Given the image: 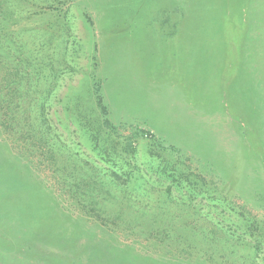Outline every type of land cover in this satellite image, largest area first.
<instances>
[{
	"label": "rangeland",
	"instance_id": "rangeland-1",
	"mask_svg": "<svg viewBox=\"0 0 264 264\" xmlns=\"http://www.w3.org/2000/svg\"><path fill=\"white\" fill-rule=\"evenodd\" d=\"M0 1L53 149L0 128V264H264V0Z\"/></svg>",
	"mask_w": 264,
	"mask_h": 264
},
{
	"label": "trees",
	"instance_id": "trees-1",
	"mask_svg": "<svg viewBox=\"0 0 264 264\" xmlns=\"http://www.w3.org/2000/svg\"><path fill=\"white\" fill-rule=\"evenodd\" d=\"M7 14H4V3L0 1V32H1V24L5 22ZM2 35L0 33V39ZM8 78H4L3 83L0 84V128L3 131V133L7 137H17V139L22 143L21 147L24 149V151L31 153L33 150H37L40 155L45 157V153H42L45 146L47 145L45 150H49V154L51 153L52 148H50V143H48V135H50V127L47 124L46 120V113L44 109V104L41 103L38 112L36 113L35 117H32V113L30 110H28L27 107V93H20L19 87L20 85L17 84V80L15 75L11 72V69H7L6 73ZM98 90V89H96ZM96 95V105L101 113V119L103 125L106 127H111V123L106 118L107 117V108L103 104V100L101 95L98 93V91L95 92ZM43 102V101H42ZM31 119H38V124L30 125ZM113 128V127H111ZM52 131V130H51ZM97 132L96 136H99ZM37 135H41V138L37 139ZM95 143L97 144V137L94 136ZM54 146V145H52ZM129 150L131 154L134 152V148L132 145H128ZM106 149L104 152H107ZM109 154V153H108ZM108 158L110 159V156ZM113 161V160H112ZM116 178L119 176L117 174H114ZM199 178L205 180L204 176L198 175ZM68 180L76 177H73L72 175L66 176ZM70 191L72 193L76 194L78 192L79 185L73 184L70 185ZM90 191L87 189H83L82 194H79L80 196L89 197ZM92 196V195H91ZM80 197H78L79 199ZM81 206L84 208L85 213L88 217L94 218L98 223H100L102 226H107V220L102 217L96 208L90 207V211L88 210V207H86L83 203H81ZM239 216H242L244 218L243 221H247L246 214L244 212H241ZM249 218V217H248ZM253 222L246 228L247 232L253 236L254 230L256 231V226L252 225Z\"/></svg>",
	"mask_w": 264,
	"mask_h": 264
}]
</instances>
